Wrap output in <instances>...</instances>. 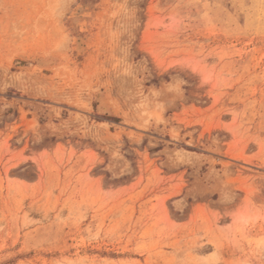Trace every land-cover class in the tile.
Segmentation results:
<instances>
[{"label":"rangeland","instance_id":"obj_1","mask_svg":"<svg viewBox=\"0 0 264 264\" xmlns=\"http://www.w3.org/2000/svg\"><path fill=\"white\" fill-rule=\"evenodd\" d=\"M0 264H264V0H0Z\"/></svg>","mask_w":264,"mask_h":264}]
</instances>
